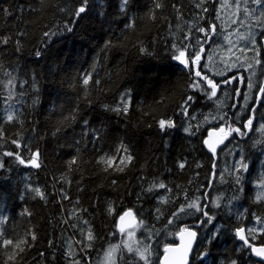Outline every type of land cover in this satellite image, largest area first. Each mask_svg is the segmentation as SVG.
<instances>
[{"label": "trees", "instance_id": "16d2710c", "mask_svg": "<svg viewBox=\"0 0 264 264\" xmlns=\"http://www.w3.org/2000/svg\"><path fill=\"white\" fill-rule=\"evenodd\" d=\"M81 4L0 0V38H10L0 44V264H96L120 241L116 222L127 209L155 264L186 227L198 232L189 264H264L236 239L245 227L248 244L264 245V8L252 0H88L76 17ZM232 8L237 19L227 26ZM248 26L252 34L236 46L241 60L229 58L223 32ZM181 51L187 63L176 59ZM197 71L220 85L216 97L206 83L193 86ZM162 119L174 126L161 130ZM221 125L241 131L213 157L203 141ZM37 150L38 168L28 163ZM101 157L113 167L105 170ZM241 160L248 167L237 172ZM153 182L167 191H146ZM194 200L207 216L186 207ZM19 239L28 241L24 251L8 260ZM117 263L145 264L124 249Z\"/></svg>", "mask_w": 264, "mask_h": 264}, {"label": "snow or ice", "instance_id": "6c2138e0", "mask_svg": "<svg viewBox=\"0 0 264 264\" xmlns=\"http://www.w3.org/2000/svg\"><path fill=\"white\" fill-rule=\"evenodd\" d=\"M252 2L255 3V4H257V5H259L260 7L264 8V0H252ZM87 3H88V0H82V4H81V6L78 7V9H77V10L75 11V13H74V15H75L76 17H79L82 13H84V12L86 11V5H87ZM124 3L127 4V3H128V0H124ZM155 7H156V8H161L162 5H161L160 3H156ZM153 18H154V17H153ZM215 29H216V26H215V25L210 26V30H211V31L214 32ZM68 30L71 31L70 28H69ZM200 31H206V30L203 29V28H201ZM44 35H45V36H48L49 33L46 32ZM9 39H10L9 37H3V38H0V44H7V43L9 42ZM18 50H19V49H18ZM141 51H144V49L142 48ZM35 54H36V56H40V55H41V53H40L39 51H37ZM184 55H185L184 51H181L180 54L176 57V59H177V60H180ZM199 59H200V57H199L198 55H196V57H195V61H193V62H197V61H199ZM182 62L187 63L186 61H182ZM256 63H260V61H256ZM196 76H197V77H201V71H197V72H196ZM13 79H15V78H13ZM88 82H89V77L86 76L85 79H84V81H83V83H84L85 85H87ZM8 83L11 84V83H12V80H9ZM205 83H206V85H207V88L205 89V91H206V95H208L209 98H211V97H216V95H217V90H218V88L220 87V85H219L218 83L214 82L213 79H211V78H210L209 76H207V75H203V76L201 77V79H200L199 81H197L193 86H194V87H200L201 85H203V84H205ZM224 83L227 84V83H230V81L226 79V80L224 81ZM259 91H260L262 94H264V85H261V86L259 87ZM9 98H11V94L9 95ZM192 100H193V97L189 96V97L184 101V106L186 107L187 105H189L190 102H191ZM34 103H35V101H34ZM120 110H121V109H120L119 107L116 109V111H120ZM127 110H128V106H127V102H126V103L124 104L123 108H122V111H123V112H127ZM13 119H14V117H13L12 114H9V115L7 116V120H8L9 122L13 121ZM65 119L67 120L68 117H65ZM72 119H75V116H72ZM221 119H223V117H221ZM84 123L87 124L88 121H84ZM251 125H252V120L249 119V120H248V124H247L246 126L250 127ZM159 126H160L161 130H164V129H166V128H171V127H173L174 125H173V122H172V121H170V120H163V119H162V120L159 121ZM60 130H61L60 128H57V129H56V132H59ZM189 130H190V129H188V128L185 129L186 132L189 131ZM222 131H223V130H222ZM240 131H241L240 128H229L228 132L225 133V136L230 135L232 132H240ZM53 135H55V133H53ZM12 142H13V143H16V141H12ZM205 144L209 146L210 151L215 152L216 148H215L214 145L210 144L208 141H205ZM8 155H14V154H13V153H8ZM16 155H18V154H16ZM39 156H40V152H39V150L35 151V152L32 154V157H31V159L28 161V163H30V164H31L32 166H34V167H37V168L40 167V164H39V162H38ZM131 160H132V156H131V155H127L126 157H121V158H120V163H121L122 165H125V166H126V162H131ZM20 162H21V163H25L24 159H22V158L20 159ZM100 162L104 163V164L107 166L105 170H107V168H111V167H113V161H112V158L101 157V158H100ZM76 163H77V157H76V156H73V157L71 158V160H69L68 163H67V169H68L69 171H71L72 168H73V166L76 165ZM0 167H2V165H0ZM179 167H180L181 169H183V168L185 167V163H183V162L180 163V164H179ZM247 167H248L247 164L244 163L243 160H241V162H239V165H238V168H237V172H240V171H242V170H247ZM116 170H118V171H123V167H117ZM236 183H237L238 185H239V183H240V177H239V175H238L237 178H236ZM260 184H261V186H264V178H262V179L260 180ZM153 188L164 189L165 191H167V186H166L163 182H153V183H152V184L146 189V191L151 192V191L153 190ZM33 191H35L36 195L39 196L41 199L44 198V193H43L39 188H35V189H33ZM65 198H67V197H65ZM261 198H264V193H262L261 196H258V197H257V199H261ZM218 199H219V198H218ZM186 207L189 208V209H195L196 211L201 212V213H202L203 215H205V216L208 215L207 211H205V206L200 205V204L197 203L195 200L192 201L191 203L187 204ZM112 210H113L112 207L109 206V211L111 212ZM183 210H184V209H181V211H183ZM157 211H159V209H158ZM132 215H133V214H132V210L129 209L128 211L123 212V214L120 215L119 219H120L121 221H123V220L125 219V217H131ZM120 231H121V232H124V231H125V228H124V227H121ZM182 231H187V229H183ZM244 231H245V230H244L243 228H238V229H236V233H237V235L240 237V239L243 240V241L245 242V244L248 245V247L251 249V251H252L257 257H259V258H261L262 260H264V246H261V247H255V246H253V245H251V244H248V240H247V238L244 236ZM189 234H190L192 237H195V235H196L195 232H190ZM30 235H31V239H35V238H36L34 233H32V234H30ZM129 235H131V233H129ZM213 238H214V237H213ZM87 239H88V241H91V240L93 239V235H92L91 231L88 232ZM3 243H4L5 246H8V245H12V244H13V241L5 240ZM27 243H28L27 239H19V240L16 242V244H15V249H17L18 252H14L13 255H10V256L8 257V260L14 261V260L16 259V256L18 255V253H22V252L24 251V247H22V245H26ZM90 246H91L90 244L86 245V247H90ZM129 251H132V248H131L130 246H129ZM136 251H137V253L141 256L142 259H146V257H145V253L147 252V248H144L143 251H141L140 249H137ZM68 255L71 256L72 253L69 252ZM106 255H108V254H106ZM6 264H7V262H6ZM230 264H237V261L232 260V261L230 262Z\"/></svg>", "mask_w": 264, "mask_h": 264}, {"label": "water", "instance_id": "95a60500", "mask_svg": "<svg viewBox=\"0 0 264 264\" xmlns=\"http://www.w3.org/2000/svg\"><path fill=\"white\" fill-rule=\"evenodd\" d=\"M264 42V38H263ZM263 85H264V77H263ZM261 92L259 91L257 94V103L260 100ZM223 130V131H222ZM227 132V129L224 125H221L218 128H211L207 131L206 136L203 141V145L206 151H208L213 157L216 156L217 151L221 146H223L227 140V136H225V133ZM205 141H208L210 144L214 145L216 150L215 152L210 151L209 146L205 144ZM129 209L125 210L128 211ZM123 211V212H125ZM123 212L120 214L122 215ZM131 217H125L123 221H121L118 217V220L116 222V228L119 232L121 227L125 228L126 230H129L133 228L137 224V216L132 211ZM243 228L244 236L247 238V230L245 227ZM184 229H187V231L180 230L177 234V242L175 244H167L163 248V253L159 259V264H189L193 248L196 244L197 238H198V232L193 227H186ZM195 232V237H192L189 233ZM122 233V232H121ZM236 239L238 242L245 244L243 240L240 239V237L236 233ZM248 240V239H247ZM255 247H261L264 246L262 244H252ZM252 252V251H251ZM252 254L255 256L256 259L264 262L261 258L257 257L253 252Z\"/></svg>", "mask_w": 264, "mask_h": 264}, {"label": "rangeland", "instance_id": "374dc122", "mask_svg": "<svg viewBox=\"0 0 264 264\" xmlns=\"http://www.w3.org/2000/svg\"><path fill=\"white\" fill-rule=\"evenodd\" d=\"M253 12L254 11H251L249 13L250 17H253V14H252ZM225 17H226V24L225 25L230 26L232 23L236 22L237 11L234 8L229 9V10H227V13H225ZM249 27L250 26H248L247 29H245V30H240L238 28H235L234 30H228L227 32H223V35H224L223 43L227 46L226 47L228 49L227 56H229V58H231L233 60H237V58H238L239 60H241V55L238 53L236 46H237V48L241 47L240 44L243 43L241 41H242V39H244V37L247 36V33L252 34V32L249 30ZM249 36H251V35H248V37ZM256 44H257V42H256ZM257 47H258V44H257ZM182 60H183V57L178 61H182ZM247 73H248L247 78L250 79L249 77L253 73H255V68H251V70L248 71ZM248 86L250 88L252 87L251 80H249ZM220 103H221V100H220ZM129 233H131V235H129ZM141 242L142 241H140V239L137 236L136 228H133L131 230H127V231L122 233L121 239L118 243L112 244L111 246L107 247L104 250V252H102V254L100 255L99 260L96 264H118L117 258H118V254H119L121 249L126 250V252L133 259L140 258L145 264H155L153 262L152 257H151V253H152L151 252V250H152L151 245L148 243H145V245L142 247ZM129 246L132 248V251H129ZM144 248H147V252L145 253L146 259H142L141 256L136 251L137 249H140L141 251H143ZM106 254H108V255H106Z\"/></svg>", "mask_w": 264, "mask_h": 264}, {"label": "bare ground", "instance_id": "6f19581e", "mask_svg": "<svg viewBox=\"0 0 264 264\" xmlns=\"http://www.w3.org/2000/svg\"><path fill=\"white\" fill-rule=\"evenodd\" d=\"M219 127H220V126H219ZM217 128H218V127H217ZM221 147H222V146H221ZM221 147H220V148H221ZM220 148H219V149H220ZM207 152H208V151H207ZM208 153H209V152H208ZM209 154H210V153H209ZM210 155H211V154H210ZM131 210H132V209H131ZM132 211H133V210H132ZM133 212H134V211H133ZM126 231H127V230H126ZM124 232H125V231H124ZM122 233H123V232H122ZM257 260H258V259H257ZM259 261H260V260H259ZM260 262H262V261H260ZM263 263H264V262H263Z\"/></svg>", "mask_w": 264, "mask_h": 264}]
</instances>
